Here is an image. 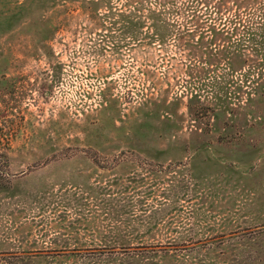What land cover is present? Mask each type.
Returning a JSON list of instances; mask_svg holds the SVG:
<instances>
[{
  "label": "rangeland",
  "instance_id": "1",
  "mask_svg": "<svg viewBox=\"0 0 264 264\" xmlns=\"http://www.w3.org/2000/svg\"><path fill=\"white\" fill-rule=\"evenodd\" d=\"M0 264H264V0H0Z\"/></svg>",
  "mask_w": 264,
  "mask_h": 264
},
{
  "label": "trees",
  "instance_id": "2",
  "mask_svg": "<svg viewBox=\"0 0 264 264\" xmlns=\"http://www.w3.org/2000/svg\"><path fill=\"white\" fill-rule=\"evenodd\" d=\"M236 17V16H235ZM235 20H239L238 22H240L241 24H238L239 25V27L241 26V28H242V30H244V31H246L247 32V34H248V36H251V34H253V33H251V31L253 30V29H250V31H249V29H247V27H246V25L244 24L245 23V21H244V18H242V17H238V18H235ZM236 28V27H235ZM235 28H234V30H235ZM233 30V31H234ZM243 31V32H244ZM246 34V35H247Z\"/></svg>",
  "mask_w": 264,
  "mask_h": 264
}]
</instances>
